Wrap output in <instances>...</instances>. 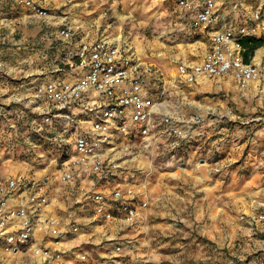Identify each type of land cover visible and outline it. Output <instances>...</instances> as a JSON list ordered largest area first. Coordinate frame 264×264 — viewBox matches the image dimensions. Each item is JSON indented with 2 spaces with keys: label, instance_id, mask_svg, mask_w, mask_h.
<instances>
[{
  "label": "crops",
  "instance_id": "obj_1",
  "mask_svg": "<svg viewBox=\"0 0 264 264\" xmlns=\"http://www.w3.org/2000/svg\"><path fill=\"white\" fill-rule=\"evenodd\" d=\"M34 1L47 11V17L40 18L15 6L11 0H0V28H4L0 29V59L11 63L14 57L17 63H21L20 60L35 62V68H30L28 76L32 74L34 78L31 80L35 81L37 76L46 75L38 79L41 81L55 69L51 65L53 51L57 47V32L64 25L72 26L77 31L76 40L79 42L98 37H105L111 42L127 40L143 65L155 71V75L146 79V87L152 96L159 99L160 113L184 122L199 121L196 133L203 136L201 140H207L209 147L194 150L190 143H183L174 150L169 144L171 140L159 137L150 148L130 143L115 153L126 173L140 171L138 176L135 175V180L145 182L144 197L140 200L146 201L147 205L142 208L138 201L137 216L132 225H126L122 221V213L115 208L111 210V219L96 216L93 205L82 199L83 191L88 188L113 193L116 181L103 183L96 177L84 180L78 178L68 184L59 181L64 189L58 195L55 190L51 192L50 179L46 178L44 186L49 200L46 216L58 220L64 227L74 223L81 228L78 234L69 236L60 246L78 249L91 257L105 260L115 253L114 246L118 240L124 244L120 256L128 258L123 264H134L136 258L142 260L141 264H159L167 248L164 241L170 242L175 229H180L178 225L183 224L188 229L193 261L195 257H205V264H211L206 244L211 245L214 241L218 243L219 249L228 240L242 242V251L245 252L252 250L250 245L263 249L264 241L262 244L258 237H264V84L252 82L242 91L231 77L226 76L189 87L182 85L177 75L178 65L200 62L209 49L210 33L199 31L187 37L185 29L189 16L178 8L177 0L157 1L155 22L158 27L154 31V38L170 48L182 47L186 53L192 54L195 49L201 55L174 56L173 62L178 61L177 66L174 75L167 78L159 74V69H155L153 64L154 60H163V52L155 53L148 47L145 49L143 42L139 46V41L131 39V36L123 38L121 33L113 29L110 18L116 14L114 0ZM190 1L196 6L201 2ZM216 5L219 17L216 29L219 30L228 24L241 23L245 16L260 11L262 29L256 39L264 42V0H216ZM16 20H20L19 25L13 23ZM252 58L264 62V43L254 51ZM36 72L40 74L34 75ZM3 81L0 80V96L9 88H2ZM204 85L208 92L215 89L214 94H218L217 97L212 96V99H217V103L214 101L215 105H207L204 110V115L211 116L212 120H205L203 114H188L191 108H197L195 104L204 94L200 90ZM233 90L237 94L229 97V92ZM12 91L13 88L9 95ZM229 102L237 103L238 106L229 108ZM239 106H244V109ZM222 116L224 118L220 120ZM21 173L26 175L25 171L18 170L17 173L11 172V175L0 172V176L7 179ZM25 178L36 180L28 175ZM119 179H124L119 181L121 187H118L121 194L119 199H124L126 174ZM23 196H26V192ZM17 202V199L12 201L13 204ZM115 204L118 205L119 201ZM89 208L92 211L88 219L85 217L89 214L86 211ZM253 214L263 215V220L253 224L245 219L238 220L241 216ZM88 228L90 233L84 231ZM229 230L232 235L228 238ZM258 233L260 236L257 237ZM172 253L179 254V251ZM23 256H26V264L35 263L29 251L16 254L0 252V260L11 258L21 261ZM69 264L81 263L69 261Z\"/></svg>",
  "mask_w": 264,
  "mask_h": 264
},
{
  "label": "built area",
  "instance_id": "obj_2",
  "mask_svg": "<svg viewBox=\"0 0 264 264\" xmlns=\"http://www.w3.org/2000/svg\"><path fill=\"white\" fill-rule=\"evenodd\" d=\"M200 1L197 6L190 0L176 2L189 16L185 29L187 37L199 31L210 33V46L203 59L178 65L180 83L189 87L229 76L242 91L252 82L264 84V62L255 58L245 62L241 44L243 38H256L259 34L261 12L254 11L241 23L228 24L219 30L216 29L219 19L216 0ZM11 2L40 18L48 15L34 0ZM77 35V31L68 25L57 32L61 49L53 72L62 77L36 82L31 87L29 99L14 100L20 105L21 112L18 115L16 111L9 131L16 135L18 118L25 117L27 120L22 126L27 128L28 137L32 134L47 139L52 150L58 153L62 184L92 177L103 183L116 181L113 193L88 188L83 191L82 199L93 205L96 216L111 219V210L115 208L122 213V221L132 225L137 216L138 201L142 208L147 205L146 201L140 200L144 197L145 182L135 180L140 171L126 173L115 153L130 143L150 148L159 137L171 140L169 144L174 150L183 143L193 146L203 137L196 133L199 121L184 122L160 113L159 99L146 87V79L155 75V71L135 56L129 41L111 42L98 37L79 42ZM4 116L5 110L0 104V120ZM222 118L224 116L220 120ZM7 148L0 147V152ZM124 174L127 178L125 198L119 199L118 187L124 181L119 177ZM24 192L26 196H23ZM13 199L18 202L13 204ZM116 201H119L118 205ZM48 206V193L41 182L27 179L23 174L7 179L0 176V252L29 251L35 259L34 264H69V261L120 264L118 257L124 244L118 240L115 253L105 260L78 249L62 248L61 243L78 234L81 228L74 223L64 227L58 220L47 217ZM244 219L253 224L262 221L263 215L240 217V220Z\"/></svg>",
  "mask_w": 264,
  "mask_h": 264
},
{
  "label": "rangeland",
  "instance_id": "obj_3",
  "mask_svg": "<svg viewBox=\"0 0 264 264\" xmlns=\"http://www.w3.org/2000/svg\"><path fill=\"white\" fill-rule=\"evenodd\" d=\"M157 1L158 0H114L116 14L110 18V21L112 22L113 29L116 30V33H121L123 38L125 36H131V39L139 41V46H141V42H143L145 49L146 47H148L155 53L163 52V60H154L153 64L156 66L155 69H159L158 73H162L163 77L167 78L168 76L171 77L172 75H174L175 68L177 66L178 61L173 62L174 56L178 55V57H181L179 55L182 54L184 55V57H196L200 56L201 52H195L194 49L193 54L186 53L185 49L182 47L170 48L154 38V31L158 27V24L155 22V9L158 6ZM110 2L112 1L110 0ZM107 17L109 18L108 15ZM18 21L20 20H16V22L13 23L15 25H19ZM3 23H6V21H3ZM1 27L2 28L0 29L3 30V26ZM0 38H2L1 32ZM146 40H149V42H147ZM150 44L152 45V47L150 46ZM60 49L61 43L57 41V47L53 51V61L51 63V65L55 69L57 67V59L60 54ZM13 60H11L10 63V61L5 62L4 60L0 59V80L4 79L2 88L9 87L5 91V93L1 94L0 96V104L5 110V116L0 120V147L2 148L3 146H8L6 151L2 149L3 153L2 151L0 152V172L1 174L11 175V172L17 173L18 170L25 171V177H27V175L29 178L34 177L36 179L35 181L41 182L42 184L47 183L45 182V180L46 178H48L50 179V188H52L50 189L52 190L51 192L55 190V192L59 195L60 192H63L64 189L62 184L59 183V172L62 165L60 164V159L57 156L58 153L55 151V149L52 150V146L50 145L49 141L44 138H37L35 135L32 134L28 137L27 128L25 126H22L25 120H27L25 117L18 118V133L16 135L14 132L10 134L9 125L11 124V121L15 118L16 111L18 115L19 111L21 112V109H19L20 105H16V99H29V96L32 91V85L36 82H39L40 80L38 79H42V77L46 76L41 74L42 77L37 76L38 79L32 81L31 79L34 77L31 76L32 74L30 75L31 77L28 75L31 71L30 68H35V62L20 60L21 63H17L18 60L14 59V57ZM35 61L37 62L38 60ZM37 68H40V66H38ZM33 74L37 75L40 73L36 72ZM61 77L62 75H54V72H52L51 74H47V77L44 79L46 80ZM29 82L32 83L30 84ZM11 87L13 88V91L9 95L10 91L12 90ZM200 90L204 94L200 96V101H197V103L195 104L197 108H191V110L188 112V114H193V116L196 114L204 115V110L206 108L205 106L215 105L214 101H216L217 103V99H212L213 95H215L214 97L218 96V94H214L215 89L208 92L209 90H206L204 85V87L202 86ZM236 94L237 91L233 90L229 92L228 96L230 97V95L233 96ZM219 97L221 98V100H224L221 95H219ZM227 104H229V108L231 107L232 109H235V107L238 106V104L234 102H229ZM244 104H246V102ZM239 107L241 109H244V106ZM228 118L230 117L228 116ZM246 118H248V116H246ZM204 119L209 120L211 119V116L209 117V115H204ZM198 148L200 150H205L209 148L207 140L194 142L192 149L195 150ZM86 211H88L89 214L85 218L89 219L91 215L90 212L92 210L91 208H89V210ZM238 220L240 219L238 218ZM136 226L137 225H135L133 228L135 229ZM178 226L181 230L175 229V234H173L172 239L169 238L171 241H164L166 242L167 248H165L166 250L163 251L164 254L161 258L162 260H160L158 263L170 264L177 262L178 264H205V257L202 259H198L195 257V261L192 260L193 257L190 254V248H192V245L189 244V237L187 236L189 235V233L186 231L188 229L183 224H179ZM84 231H88V233L91 232L89 228ZM231 235V231H227V237L229 238ZM258 236H260L259 233L257 234V237ZM258 239L263 244L264 237H258ZM211 243V245L206 244L208 249L207 252L211 256V264H257L259 262L264 263V248L257 249L256 246L253 247L252 245H250V248H252V250L250 252H245L242 251L243 243L239 242V240H228L221 249L217 247L218 243H216V241ZM176 245H178V247ZM177 250L179 251V254L172 253L173 251ZM138 257L140 256L138 255ZM118 258L119 263L121 264H123L125 261H128L127 257L120 256ZM141 262L142 260L140 258H136L134 260V264H141ZM150 263L153 264V262ZM0 264H26V256H23L21 261H15L11 258H3L2 260H0Z\"/></svg>",
  "mask_w": 264,
  "mask_h": 264
},
{
  "label": "trees",
  "instance_id": "obj_4",
  "mask_svg": "<svg viewBox=\"0 0 264 264\" xmlns=\"http://www.w3.org/2000/svg\"><path fill=\"white\" fill-rule=\"evenodd\" d=\"M263 40L262 39H256V38H250V37H245L241 40L242 47L244 49L243 53V59L245 62H248L253 54L254 51L260 48L263 45Z\"/></svg>",
  "mask_w": 264,
  "mask_h": 264
},
{
  "label": "bare ground",
  "instance_id": "obj_5",
  "mask_svg": "<svg viewBox=\"0 0 264 264\" xmlns=\"http://www.w3.org/2000/svg\"><path fill=\"white\" fill-rule=\"evenodd\" d=\"M257 54H259V51L257 52Z\"/></svg>",
  "mask_w": 264,
  "mask_h": 264
}]
</instances>
